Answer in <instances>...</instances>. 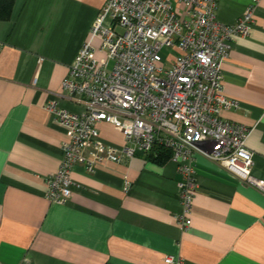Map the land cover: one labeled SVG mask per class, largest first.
Segmentation results:
<instances>
[{
	"label": "crops",
	"instance_id": "1",
	"mask_svg": "<svg viewBox=\"0 0 264 264\" xmlns=\"http://www.w3.org/2000/svg\"><path fill=\"white\" fill-rule=\"evenodd\" d=\"M106 2L16 0L12 18L0 20V264H169L167 256L184 264H264V193L200 153L186 214L187 177L178 162L143 152L92 173L76 165L69 200L47 197L66 133L46 104L85 111V97L68 95L63 80L86 41L94 57L106 58L101 38L90 33ZM217 3L225 25L253 7L251 26L234 36L223 63L226 94L240 107L222 115L250 128L253 174L264 178V0ZM173 5L178 13L185 7L184 0ZM98 128L105 140L125 143L113 124Z\"/></svg>",
	"mask_w": 264,
	"mask_h": 264
},
{
	"label": "built area",
	"instance_id": "2",
	"mask_svg": "<svg viewBox=\"0 0 264 264\" xmlns=\"http://www.w3.org/2000/svg\"><path fill=\"white\" fill-rule=\"evenodd\" d=\"M217 1L184 0L178 13L173 0H107L90 29L101 38L106 58L94 57L96 49L86 41L63 80L68 95L85 97V111L71 112L57 100L46 104L66 133L61 165L47 177L51 202L66 203L72 196L76 165L92 173L101 163H121L155 145L169 148L187 177L181 183L185 214L196 191L195 153L264 193V178L253 174L254 152L246 145L250 128L222 115L240 107L226 94L223 63L234 36L251 26L253 7L225 25L217 19ZM164 47L175 49L166 61L160 55ZM102 121L120 129L125 143L105 140L98 128ZM165 261L184 264L174 256Z\"/></svg>",
	"mask_w": 264,
	"mask_h": 264
},
{
	"label": "trees",
	"instance_id": "3",
	"mask_svg": "<svg viewBox=\"0 0 264 264\" xmlns=\"http://www.w3.org/2000/svg\"><path fill=\"white\" fill-rule=\"evenodd\" d=\"M16 0H0V20H10L13 15ZM172 151L162 145H155L148 152V157L158 163H164L171 159Z\"/></svg>",
	"mask_w": 264,
	"mask_h": 264
},
{
	"label": "rangeland",
	"instance_id": "4",
	"mask_svg": "<svg viewBox=\"0 0 264 264\" xmlns=\"http://www.w3.org/2000/svg\"><path fill=\"white\" fill-rule=\"evenodd\" d=\"M170 53L174 55L175 53V49L171 48V47H164L161 51H160V55L163 59V61H166V59H168L170 56ZM105 58V57H104ZM113 67V61L109 62L108 68L111 69ZM64 204V203H61Z\"/></svg>",
	"mask_w": 264,
	"mask_h": 264
}]
</instances>
